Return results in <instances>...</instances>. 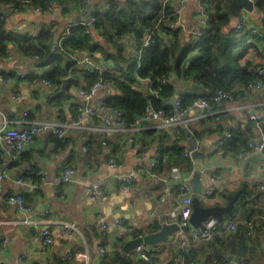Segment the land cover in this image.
<instances>
[{
	"label": "crops",
	"instance_id": "0c3cea01",
	"mask_svg": "<svg viewBox=\"0 0 264 264\" xmlns=\"http://www.w3.org/2000/svg\"><path fill=\"white\" fill-rule=\"evenodd\" d=\"M85 2L72 3L70 8L65 10L54 7L46 13L35 11L29 4L20 9L8 6L5 10L6 27L12 32L30 35H35L42 27H50L53 33L59 35L57 46L53 48H59L69 31L70 24L85 23L77 20L82 17ZM129 2L130 0H97L93 12L107 11L111 7L118 10L128 7ZM175 5L176 9H179L180 18L178 28L180 44L176 52L178 56L188 47L193 33L197 30L200 0H178ZM8 10L10 14L6 13ZM239 16L246 17L258 26L261 25L263 14L254 3L253 11L248 12L241 8ZM234 24L230 20L224 30H231ZM91 31L96 43L109 47L94 26L91 27ZM147 35L145 30L143 40ZM167 35L166 32L161 33L164 40H168ZM237 41L239 48H247L246 57L252 56L255 61L264 62L262 48L259 49L258 54H254L255 49L247 44L242 36H238ZM120 42V50L125 57L135 53L137 55L135 45L138 44L131 33L122 35ZM112 48L109 47V50L114 49ZM194 53L195 50L188 52L184 63H187ZM34 59L20 54L12 44H8L7 54L0 58V111L11 120V125H17L15 120L23 111H27L28 118L34 121L70 120L75 118L79 109H83L86 105L97 110L98 98L115 92L113 87L105 85L89 99L79 93V89L86 87L82 71L101 70L113 64L110 57L98 50L90 52L72 49L64 56V67L65 63L74 59L80 77V80H76L77 77L71 74L70 68L62 77V80L67 76L71 77L64 88H62V80L58 86L52 87L42 83L39 80L40 75L49 69L50 65L36 66ZM19 71L23 72L29 81L35 80L22 82L19 89L20 96L16 98L12 93L17 84L14 77ZM3 73L14 76L2 80ZM168 81L174 85L175 96L192 91H203L201 86L175 73ZM144 84L142 81L138 85L145 88ZM139 86L136 85V88H140ZM253 113L259 115V119H252ZM188 114L191 119L184 128L185 137L180 139L179 143L191 150L190 147L195 142L198 151L204 154L202 172L208 170L216 175L220 189L235 191L241 187L255 188V183L264 181V155L261 159L256 157L260 152H252L247 158L238 159L213 147L230 128H243L251 120L255 122L251 130L252 139L260 138L264 131V92L257 89L249 90L240 97L226 101L215 114H206L198 107L190 108ZM104 118L114 120L115 115L111 108L98 112V115L82 112L81 121L68 128L65 141H60L50 131L37 133L21 150L28 155V159H21L18 162L19 155L15 159H10L5 153L3 154L7 164L4 166L6 176L0 181V264H31L37 261L44 264H77L60 258L67 250H87L91 264H108L106 258L107 260L113 258L117 245L122 246L126 239L150 232L156 222L155 217L151 215V211L156 208L155 197L163 192L167 184L172 186V194L160 210H167L172 206V201L175 200L173 171L177 168L181 175L190 178L194 169L190 173L184 166L173 165L168 170H157L156 175H153L149 171V166L152 158H159L160 153H163L172 143V139L176 138L172 132L174 127L165 124L160 118L148 120L140 118L126 129H121L106 125ZM194 129L198 132L203 131L200 139L196 138ZM88 141H90L89 147ZM252 157L254 159L249 161ZM108 158L116 159L119 165L108 166L105 163ZM26 162L31 163L38 176L36 180L28 177L32 170L25 168ZM65 165L74 167V180L57 184L55 179ZM42 171L46 175L45 181H40L39 178V173ZM202 172L203 185L206 179ZM19 176H23L25 181L19 182L17 180ZM128 176L132 177L135 190L119 187L117 178ZM95 180L108 183L106 196L102 201L105 226H100V219L96 215V202L87 192V185ZM32 183L37 184L34 186ZM137 190L141 191V195H137ZM13 192H19L25 197L31 206L28 214L6 202L5 197ZM250 196L253 195L244 193L241 199V201L249 200L246 206L254 208V219H252L255 221L254 232L248 242V249L242 256L227 250L221 257L222 262L226 260L230 264H264V191L258 196L257 202L255 199L250 200ZM205 202L207 205L215 204L210 200ZM25 216L34 218L36 224L22 223L20 220ZM244 216V210L239 209L235 218L228 219L236 222L242 220ZM60 221L75 223L79 231L64 233L60 229ZM41 226L49 227L52 234V242L46 253L40 250L39 245L38 232ZM192 230L193 228L188 234L177 231L167 241L161 243V251L158 254L161 260L170 264H186L191 256L185 259L183 254L186 253L180 251L182 250L180 241H187L188 238L201 240L193 237ZM99 245H104L107 249L103 257L97 255ZM131 253L130 264H140L135 252L132 250ZM195 254L194 258L191 257L195 262L209 263L207 260L213 259L211 253Z\"/></svg>",
	"mask_w": 264,
	"mask_h": 264
},
{
	"label": "trees",
	"instance_id": "16d2710c",
	"mask_svg": "<svg viewBox=\"0 0 264 264\" xmlns=\"http://www.w3.org/2000/svg\"><path fill=\"white\" fill-rule=\"evenodd\" d=\"M48 1L50 0H0V58L7 54L8 44H12L22 55L36 56L34 59L36 66L50 65V68L40 76L58 86L70 68L71 74L77 77L76 80H80L77 74L79 69L75 67L76 61L74 59L65 63L67 67H64L63 58L69 54V51L83 49L90 52L95 50L102 52L112 59V66L101 70L82 71L84 85L89 87L101 80L105 85L113 87L115 92L103 97L104 102L112 110H119L127 125L137 122L142 117L147 105H151L153 108H164L166 111L173 109L170 98L174 95V85L169 81H161V77L169 72L202 87V92L192 91L179 95L182 106H186L196 97H203L211 101L215 90L220 87L225 90L243 88L247 82L257 77L256 66L262 63L255 61L252 56H245L248 52L247 48H239L237 39L240 35L234 28L224 30V27L231 20V14L228 10L230 0H202L209 12L205 34L197 45L191 46L189 44L178 56L176 55L180 44L178 29L172 30L168 27V23L175 17V2L178 0H130L128 7L118 10L111 7L107 11H94L92 13L96 18L94 27L107 41L108 46L114 48H112L113 50H109V47L102 43L95 42L91 27L87 23L71 25L59 48L52 46L54 33L50 27H42L35 35L8 30L5 20L7 4L11 5L9 8L20 9L26 4L32 5V7L35 5L45 6ZM57 1L65 4L66 9H69L72 3L84 4L86 0ZM254 3L262 12L263 17L261 25L257 26L258 34L255 36V43H246L253 46L254 54H258L261 48L263 50L261 52L264 53V0H254ZM145 30L151 35L153 41L142 48L141 64L136 66V53L127 57L121 53L120 38L124 34L131 33L137 44L140 45ZM162 32L170 35V39L164 40L161 36ZM191 50H195V53L187 63H184L188 52ZM13 76L14 74H2V77L5 78ZM147 77L151 79V83L146 81ZM142 81L145 83V88L138 85ZM136 85L140 88H136ZM156 89L157 92L155 93L154 90ZM254 123L251 120L243 128H230L227 131L230 136L222 138V148L226 151L239 150L248 139H252L251 130ZM194 133L196 138L200 139L203 131L198 132L194 129ZM175 137L172 139V143L165 148V151L160 153L157 170H168L173 165L184 166L188 170L191 166V156L185 154L184 146L179 143V140L185 137V130L181 129L178 135L175 134ZM88 144L90 145V141L87 143L89 147ZM17 155L20 156L18 162L21 159H28V155L22 151ZM31 170L28 177L36 180L38 176L33 167ZM246 191V194L253 195L257 202L261 192L256 194V187H249ZM233 192L234 190L221 188L222 201H216L215 204L226 202L228 194ZM199 203L207 205L201 198ZM239 203L234 207L231 215L224 214L223 217L235 218L239 209H243L245 218L254 219V208L246 206L249 204V200L244 201L243 199ZM241 221H236V229L221 239L217 237L210 240L188 238L191 241L189 242L187 239L190 245L188 253L183 254L185 259L189 255L194 258L195 253L198 252L211 253L213 259H208L207 262L222 264L221 257L227 250L242 256L248 249L250 238L245 236L244 225ZM252 222L254 224L255 221L252 220ZM159 227L160 224L155 223L150 231ZM181 232L188 234L189 230H182ZM180 251L183 253L181 249ZM113 254L112 259L107 260L106 258L108 264H121L123 255L127 257L129 264L132 260V253H123L120 244L116 246ZM31 264L44 263L37 261Z\"/></svg>",
	"mask_w": 264,
	"mask_h": 264
},
{
	"label": "built area",
	"instance_id": "2783aa9c",
	"mask_svg": "<svg viewBox=\"0 0 264 264\" xmlns=\"http://www.w3.org/2000/svg\"><path fill=\"white\" fill-rule=\"evenodd\" d=\"M7 6L11 5L7 4ZM54 7H57L60 10L66 9L65 4L57 0H50L46 3L45 6L35 5L33 6V9L39 13H46L51 11ZM208 19L209 12L207 10V7L202 2V0H200V5L198 8V27L191 37V46L197 45L200 39L204 36L208 25ZM90 21L92 22V26H95L96 18L93 15H91ZM179 26V9H176L175 17L168 23V27H170L172 30H177ZM233 28L240 36L243 37V39L247 43H255V36L258 34V27L257 25L247 20L246 17L239 16ZM169 38L170 35H167L166 39ZM152 41L153 38L150 34H148L140 45H135V49L137 51V66L141 64L142 48L150 44ZM33 57L36 58V56ZM256 73L257 77L247 82L243 88L234 90H225L221 87L217 88L212 96L211 101L203 97H196L188 105L182 106L181 98L180 96H177L173 103V109L170 111H166L164 108H153L151 107V105H147L141 118L144 120L160 118L165 124L173 126L174 128L172 132L178 135L180 133V130L184 129L187 126L188 121L191 119L190 115L188 114L190 108L198 107L203 109L206 114H215L217 112V109L222 107L226 101L231 100L235 97H240L243 93L249 90L257 89L264 92V62L256 66ZM172 75L173 72H169L168 74L163 75L161 77V81H168L169 77ZM14 78L17 80V84L12 93V96L16 98L20 96L19 89L20 84L22 82H31L35 80L32 79L31 81H29L26 78L25 74L21 71L17 72ZM2 80H5V77H2ZM39 80L48 86H53V84L47 79L41 78ZM146 81L151 83V79L149 77L146 78ZM104 86V82L98 80L89 87L79 89V93L86 99H89L100 88ZM154 92L156 93L157 89L154 90ZM97 104V110L90 105H86L83 109H79L75 118L64 121H34L28 118L27 111H23L20 116L15 120V122H17V125H11V120L5 117L0 111V181L6 176V170L4 166L7 164V160L3 156L4 153L8 156V158L15 159L17 153L23 150L25 145L32 141L34 136L41 131H50L60 141H65L67 137L68 128L78 124L81 121L82 112L98 115V112L110 109L105 104L103 97L98 98ZM113 112L115 115L114 120L104 118L105 124L121 129H126L128 125L122 117V113L119 110H113ZM259 117L260 116L257 114H251L252 119L257 120L259 119ZM229 136L230 133L227 132L225 138H228ZM222 143L223 139L215 142L213 147L219 152L231 154L238 159H245L252 152H261V150L264 148V131L261 133L259 139H248L246 143L237 151L224 150L222 148ZM184 152L186 155L191 156L192 164L188 168V171L191 173L194 169L192 151L187 148H184ZM105 163L110 167H117L119 165V162L114 158L106 159ZM158 163V158L156 157L152 158V160L150 161L149 171L153 175H156L157 173ZM25 168L27 170H30L32 168L31 163L26 162ZM74 173L75 169L73 166L65 165L61 173L56 177L55 182L57 184L62 182H72L74 180ZM202 173L204 178L206 179V182L202 185L201 192L198 194V196L205 201H220L222 199V195L220 193L218 177L208 170H205ZM172 177L175 187V200L172 201V206L169 207L167 210H160L161 206L168 201L169 196L172 194V186L170 184H167L164 187L163 192L155 197L156 208L151 211V215L155 217V223H159L160 225L163 222L170 221H175L178 223V225H185L188 223L189 216L192 212V198L195 195L193 184L190 182V178L181 175L177 168H175V170L173 171ZM39 178L40 181H45L46 175L44 171L39 173ZM117 179L120 188L135 190L132 177H118ZM17 180L19 182L25 181L23 176H19ZM32 184L35 186L37 183ZM255 185L257 189L256 194H258V192H261V195L264 191V181L257 182L255 183ZM107 188L108 183L101 180L92 181L87 185V192L89 193L90 197L96 202V215L100 219V226H105V221L102 213V201L106 196ZM137 193L138 196L141 195L140 190H137ZM5 200L9 204L15 205L20 211L25 214H28L31 211V206L26 201L25 197L19 192H13L8 194L5 197ZM20 221L22 223L36 224V220L28 216H25ZM241 222L244 225L245 236L251 239L253 237L254 232V224L252 220H249L244 217ZM60 229L64 233L79 231L75 223L68 221H60ZM235 229L236 222L228 219L227 217H223L220 221L210 220L206 222L204 224V227L193 228L192 235L193 237L201 240H210L214 237L221 239L229 235ZM38 238L40 250L43 253H46L52 242V234L50 228L47 226H41L39 228ZM180 245L182 247V251L184 253H188V242L186 240H181ZM133 251L135 252L136 257L141 261V264H170L167 261L161 260V258L158 256L161 251V242L151 244L140 243L134 247ZM106 252L107 249L104 245L98 246L97 255L99 257L105 256ZM60 258L62 260H71L73 262H76L77 264H91L90 255L87 250H67L66 252H64V254H61ZM186 264L210 263L195 262L194 260H192L191 257H189ZM223 264L230 263L224 260Z\"/></svg>",
	"mask_w": 264,
	"mask_h": 264
},
{
	"label": "water",
	"instance_id": "95a60500",
	"mask_svg": "<svg viewBox=\"0 0 264 264\" xmlns=\"http://www.w3.org/2000/svg\"><path fill=\"white\" fill-rule=\"evenodd\" d=\"M97 0H88L85 5V9L82 11V17L77 19L87 23L90 27L92 26V22L90 21L91 15L93 13V7L95 6ZM244 9L248 12L253 11L254 9V2L253 0H230L228 3V10L231 14V23H235L239 17L240 10ZM10 14L8 10L6 12ZM141 28V27H140ZM58 33H54L53 35V47L57 46L58 41ZM70 76L63 78L62 88L65 87L66 82L70 79ZM177 96L173 95L170 98V102L174 103ZM193 155V167L194 172L193 175L190 177V182L193 184V189L195 195L192 198V212L189 216V221L185 225H178L175 221L170 222H163L160 227L156 230L137 235L134 237H130L126 239L122 244V251L123 253L131 252L134 247L140 243H156V242H165L168 238L173 235L175 232L180 230H190L191 228L196 227H204V224L210 220H217L220 221L224 214L231 215L233 213L234 207L237 205L238 202L242 199L244 193H247L245 187H241L240 189L235 190L233 193L228 194L227 200L221 204H211V205H201L199 203L200 197L198 194L201 192L202 189V179H201V172L203 169V157L204 154L199 152L196 148L195 142L190 147ZM264 155V148L261 150L256 157L263 158ZM254 159V157L250 158ZM250 200H253L254 197L250 196ZM121 264H129L128 259L125 255L121 257Z\"/></svg>",
	"mask_w": 264,
	"mask_h": 264
},
{
	"label": "rangeland",
	"instance_id": "374dc122",
	"mask_svg": "<svg viewBox=\"0 0 264 264\" xmlns=\"http://www.w3.org/2000/svg\"><path fill=\"white\" fill-rule=\"evenodd\" d=\"M191 52H192V50H191Z\"/></svg>",
	"mask_w": 264,
	"mask_h": 264
}]
</instances>
